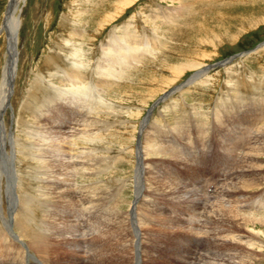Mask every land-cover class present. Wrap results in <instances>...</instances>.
<instances>
[{"label": "rangeland", "instance_id": "obj_1", "mask_svg": "<svg viewBox=\"0 0 264 264\" xmlns=\"http://www.w3.org/2000/svg\"><path fill=\"white\" fill-rule=\"evenodd\" d=\"M117 1L118 0H24L23 2H21L20 8L18 7L17 9L16 14L18 18H20V25L17 31L16 48L18 51V59L14 76L15 79L13 80L14 83L12 86V95L10 94L7 100L6 107L4 109V113L0 117L2 122L0 131L3 132H0V150L2 149V152L6 147L7 152L9 150L11 151L8 152V155H10L9 157L7 156L1 159L2 161H0V172H2V174L0 173V250L2 248L4 250H1V252L3 253L0 252L1 258L6 259V250L10 252L12 249L14 252L11 251L10 253H16L18 249H21L19 248L20 246L23 247L21 251H23L24 247L27 248V246H29V242L27 241L30 240V238L28 237H30V234H32L35 230L39 231V228L45 233L47 232V236H53L51 240L55 239L56 241H61L64 235L62 234L61 238H56L54 231L52 230L56 227L59 228V218L62 217L64 208L60 202H57V205L53 202L54 200H56V194L53 193L54 191L52 188L48 187L49 181H51L55 177H57L55 179L64 177L66 178L64 180H67L68 183L70 181V186L75 187V190L78 189L76 193H79V189L80 191L84 190L85 193H88L89 195H93L96 192L98 195L95 194V196L102 198L100 199V205L96 206V219L99 221H91L92 214L89 209H87L85 212H79L78 209L72 212H69L70 210L66 211V213H69L66 215L72 216V219L75 218L76 213V216L87 222L86 227L78 228L77 232H75L76 234L73 239V248L77 251L76 254L74 252L72 254H67L68 258L69 255L75 254L74 259L79 264H95V261L99 257V259L103 261L102 264H109L113 261L112 259L114 258L116 259V261H113L112 264H149L150 259H154L151 258L152 249H155L154 253L156 255V262H154V264H182L179 259L176 258L177 256L175 255L177 254V251H175L174 248L180 247V243H183L185 237H187L188 234H191V232L192 234L200 232L199 235H204L207 237V235L203 233V229L197 228L191 231V229H189L188 227H191L192 224L196 225L197 223H204L206 222V219L209 221V218L201 217L200 219H198L196 215L197 212L195 210H191L190 207H188L189 205H187L186 201L189 202V200L185 198L187 196L196 195L195 197L202 198V200L207 202L209 205H211L210 203H214L217 205L221 199L216 194H213V186H211V184L215 180L219 181L220 183L222 182L224 184L223 186L225 187L227 185L228 188V186H236V183L239 182L240 178V181H243L244 178L248 180L250 177L251 179L255 177L256 179L262 178L258 187L250 190V192H239L234 194L232 193L230 198L228 199V202H230L229 204L231 205L233 204L232 206L234 207H241L243 204H245L244 207H241L242 210L250 213H256L258 214V216L264 215V150L263 153H261L260 157L256 160L259 166H257V164L255 163L254 165H256V168H253V170H251L250 172H246L239 178H230L233 174L237 176V174L239 175V173H241V171L236 172V169L234 171L233 168L237 167V165L235 166V160H230L232 158L229 159L230 162L227 168L225 165H222V168L225 172L222 171V168L219 166V164L213 163L214 160H217L220 152H222V149L225 147V145L228 144L227 139H236L240 135L237 128L239 124L237 123L236 126L231 122V120L235 116L238 117V114L244 115L245 113H247V116H251V118L255 119V122L258 123V125L261 126L264 124V121L262 124L261 120H259V117L264 114V0H132L125 7L123 13L122 10H120L122 14L120 13L117 15H113L116 8L114 5L117 3ZM8 4L9 0H0V100L3 72L7 61V52L9 49V34H7L5 30L2 29V26L4 27L6 24L5 13L7 12ZM77 11H79L80 13ZM163 11H165L166 14L168 12H172V17H170L171 19H165L161 16L158 17L157 20L153 19L152 15H161ZM107 13L109 15L112 13L110 17L113 16V19H108V21L102 22V25L104 27L102 26L103 28L97 29L99 28L97 25L98 21L102 20V17L107 16ZM69 21H72V23ZM75 24L76 26H79V30L81 29L85 32H83L86 36L85 38L89 37V39L91 40L89 43H84V38L75 39L76 41H79L76 42L74 40V42H69L70 44L68 43L67 46L71 50L74 45L75 49L79 48L80 50H78L80 51L81 57L77 58V63L80 64V61H83L84 63L82 64L88 65V69L84 70V65L80 64V68L83 67V74L81 75L85 77L84 81L86 85H88L92 80V84L95 87L92 86L93 88L91 87V89H83V92H85L86 95L83 94V92L82 94L86 97L87 95H89V101L91 100V103H94V101H96L95 104H92V113L90 114H92L93 118H95L94 122H98L97 126L93 128L91 132L100 131V134L99 132H97L93 135L94 139L96 140L93 139L94 141H89L87 145L81 144L83 143V141L81 143H77V145H74L75 149L81 157L83 156V149H86L87 151H90L92 153H98L91 159L85 158L86 162H84V164L82 165L76 164L74 159L79 162L81 158L77 159L74 156V151H70V153L68 151V147L70 146V141L72 142L73 139V143L76 139L80 142V136H83L84 134L81 132L75 136L66 135L70 134L68 133L70 129H67V122H71L70 119L75 116L76 109L72 110L73 112L71 111L72 114H70L68 111V105L62 100H56L53 104L46 103L45 108H41L40 110H38L42 113H35L37 111V107L32 105L33 102L37 103L39 99L41 100L43 94L45 93L46 87L45 84H43V86L42 83L38 80L39 78L35 79L36 77L42 78L50 87L54 86L57 90L67 89L65 85L58 83V77L52 79H55L54 82L50 81L48 78V73H58L60 76L58 74L56 76L62 78L63 76L60 73L63 72V67L64 69H67L70 65H72L71 56L69 55L70 50H68L67 48L66 50H64L63 47L67 44V37L70 38L68 36V34L71 32L70 26H75ZM127 26L132 27H129L128 30L133 34H144V37L149 36L148 38L150 40H158L156 48L150 49V53H145L142 60L136 62L128 69H126L127 71L125 72V75L118 77L119 79L116 78L114 80H111V82L107 81L106 83V80L104 78H100V71H95L94 73L96 74L93 73L94 78L91 77V70L93 66H96L99 61L103 60V53L101 51L103 46L102 44H104L108 40L112 33H116V35L118 34L117 36L123 35V28H126ZM71 43L75 44L72 45ZM262 43V47L257 49V51H254L244 57L240 55V52L251 49L255 47V45H259ZM58 44H60L62 47ZM62 53L65 54V56ZM231 57L233 59H231L229 63H226ZM50 60L54 61L51 62ZM50 62L54 66H52ZM192 62L200 64V68L188 69L187 71H185L184 75H182L181 79H177L170 69L171 66H182ZM89 65H92L90 68L91 70H89ZM56 68H58V70ZM204 68L206 69L202 74H200V76H197L195 74L197 73V71H202L200 69ZM195 77L197 80L195 79ZM99 79H101V81L105 80V83H100ZM47 80H49L50 82ZM167 80H170L171 82L169 81V83H167ZM160 89L164 90L161 92ZM59 90L57 91V93H59ZM147 90L149 91L148 93L146 92ZM153 95H155V97ZM167 102L171 105H166L168 104ZM56 105H60L59 107L61 108L58 109L60 113L64 108L66 109L64 110V115H62L63 117H65L64 120L61 116L58 117L59 115H56L58 111H56L55 109L53 110V107H55ZM106 105H116L114 106L116 108V110H114L115 112L113 111L109 113L111 110L107 109ZM121 108L124 110H121ZM119 111H121L122 113ZM136 111L138 112V115ZM133 112H135L136 114ZM85 113V111H82L80 113L82 115H80V121H76V127H78L79 122L82 124L77 130L84 131L86 126H88V123H86L83 127L82 123L84 118L87 117V114ZM139 113L141 115H139ZM43 114L45 115V117H41L43 116ZM97 115L99 116L96 117ZM156 120L161 123L160 124L157 122L159 127L155 126ZM55 121L60 124L63 123L62 127H64L63 130H59V140L64 137L62 139L64 140V146L69 142L64 149V151L67 150L66 152L68 154L70 153L69 157L66 159L67 161L69 159L71 161V165L67 166L68 168L65 166H59L60 164L58 165L56 161H47V163L45 164L43 162V159L39 160L37 156H35V153L31 154V156H27V153L24 152L23 145H33L31 142V140H33L31 139L32 132L31 130H29L32 129V127L29 126H33L35 130L34 133H38V138H43L42 143L40 141V144H37L39 148L43 149L42 152L44 153L42 154V157L43 155H45V157L49 159V155L51 154L49 151L51 150L50 148H53L52 145L55 144L54 140L57 135V132H55L56 130L51 129L52 124ZM39 122L42 123V127H38ZM200 124L201 126H199ZM26 126H28L29 128ZM71 127L75 128V125L72 124ZM160 127L164 129L163 130L161 128L162 132L160 130ZM253 128H255V130L251 128V132L253 135H255V139L259 127L257 126ZM165 130H167L166 133L169 132L171 134H166ZM218 130H220L221 132ZM224 131L226 132L224 133ZM146 132L148 135L146 134ZM162 133H164L165 135ZM178 133L180 136L178 135ZM218 133L220 134L218 135ZM259 135L260 133L258 134V136ZM4 136L6 139L4 138ZM226 136L229 137L227 138ZM155 137L156 139L154 141H157L159 143L156 142L157 148H153L154 150L152 152V156V154L149 153L151 151H149L150 147L148 146L151 145L150 143H153L152 140ZM260 137H262V135ZM144 139L146 140V142H144ZM254 139L252 142L253 144L255 142ZM16 141H18L17 143L20 144L17 145L15 143ZM21 143H23V145H21ZM147 143L149 145H147ZM143 144H145L146 146ZM163 145L164 147H161ZM87 146H90L92 148H88ZM96 149H98L99 151H97ZM21 151L23 154H21ZM163 153L164 155L162 156L161 154ZM96 156L98 157V159H101L104 156L103 159H105L107 162L109 160L111 163L104 162L103 164H101L102 166L100 165V168L102 169L98 170L99 166H97V163L94 162ZM231 156L232 154L229 157ZM153 157L154 159H152ZM156 157L158 159H156ZM111 160H113L114 162L112 163ZM159 162L161 166H159ZM147 165L153 168L149 167V169L147 168ZM205 165H208V168ZM136 166H138V168ZM61 167L63 170L61 169ZM104 167H106L105 169L107 170H104ZM92 170L95 171L91 172ZM232 170L233 172H231ZM32 173H34V176H32ZM44 173L46 174V176H44ZM17 175H19L20 178ZM49 175L51 176V178ZM30 176L32 177L30 178ZM146 176L148 177V179ZM26 177L30 180L26 179ZM208 179H210V181ZM47 180L48 183H46ZM152 180L154 183L152 182ZM161 180L164 182L168 181L169 183L175 185H181L179 187L181 192L177 191L175 194H171L170 191L173 189H169L164 186L162 187ZM173 180L175 181L174 183ZM235 180H237L238 182H235ZM180 181H182V183ZM31 182L33 183L31 184ZM101 182L104 184H102ZM147 182L150 186L147 185ZM14 183L16 184V186ZM98 186H101L103 188H98ZM147 186L150 188H148ZM118 187L121 188L119 189ZM30 189L33 192H30ZM147 190L149 191V193ZM106 191L107 193H112L114 197L110 194L107 195ZM21 192L22 194H20ZM28 192L32 195L35 194L34 196H32L34 199L28 198ZM7 193L10 195L8 196ZM44 193L46 195L45 197H42ZM181 194H184V197ZM220 194L222 195V193ZM241 194L244 196L242 197ZM213 195L215 196L214 198ZM231 197H234L233 201ZM106 198L111 199L107 200ZM114 198H117V201L114 200ZM162 198L163 200H161ZM23 199H25L26 202H24ZM39 199H42L43 201H40ZM103 200H105V202ZM174 200L175 202H173ZM127 202L131 204H128ZM113 203L116 205H114ZM35 204L37 206H35ZM251 204L254 205V208ZM111 205L113 207H111ZM103 208L105 209L103 211H100V209ZM105 210L106 213L104 212ZM110 211H112V213L114 214L110 213ZM123 212L124 214H121ZM194 213L196 214L193 215ZM27 214L30 215V221L27 220V225H29L27 226L28 229L27 227H22L26 228V230L21 229V225L17 224L20 223L21 220L26 219ZM120 214L124 217H122ZM98 215H100L102 218L104 215L106 221L104 218H99L100 216ZM4 216H6L7 218L5 219ZM112 216L115 219L111 218ZM117 216H120L122 218L120 219V217L118 218ZM32 219L34 220L35 224L33 223ZM163 220L165 221L163 222ZM115 221H118V223L121 221V223L118 224ZM56 222L57 224H53ZM82 222L83 221H81V223ZM98 222H100V224ZM31 223L32 225H30ZM162 223H164L167 228L163 227ZM91 224H93V226H91ZM150 226L151 228L149 229ZM209 227L210 228H208L207 230L211 231L212 228L211 226ZM103 228L106 229L103 230ZM164 228H166V230ZM180 228L182 230H180ZM225 228L227 227L225 226ZM20 230L22 231V234L25 231L26 233L24 235H21ZM254 230L256 232L249 231V233L247 231L245 233L252 235V237H254L256 241H260V238L263 241L264 235L259 232L260 230L264 232V228L259 225H255ZM231 231L235 232L236 230ZM98 232H100L102 236H100V233L98 234ZM153 233L155 235H153ZM3 235L4 237H10L4 239ZM255 235L256 237L258 236L259 239L256 238ZM114 237H116V239ZM145 237L147 239H145ZM144 240L145 242H147L145 243ZM5 241H7L8 245L4 244ZM151 241L152 244L150 243ZM120 245H122L123 247H121ZM125 245L126 247H124ZM6 246H8L9 248H7ZM102 246L103 249L100 248ZM70 247L71 246L69 245V248ZM63 248L67 250V247H64V245ZM124 248L127 249V251ZM118 250L127 252L129 256L127 257V253L123 254L121 252H118ZM128 250L130 251V253ZM178 250L184 251L185 246L181 247V249L179 248ZM262 250L264 249L260 250V248H258V245H255L254 259H258L260 257L263 258L261 262L257 261L256 264H264V252H262ZM138 251L141 253V256L138 255ZM149 252L150 256L147 254ZM31 253L36 258L39 257L37 256L35 251L32 250ZM120 253L123 256H120ZM12 254H10L9 256H11V258H15L16 255ZM115 254L118 255L116 256ZM231 254V249L225 252L227 258L231 257ZM119 256L121 259L118 258ZM64 259L66 260L65 257ZM123 260L127 263H124ZM30 261L31 263H34L35 259L31 258Z\"/></svg>", "mask_w": 264, "mask_h": 264}, {"label": "bare ground", "instance_id": "obj_2", "mask_svg": "<svg viewBox=\"0 0 264 264\" xmlns=\"http://www.w3.org/2000/svg\"><path fill=\"white\" fill-rule=\"evenodd\" d=\"M24 0H9V4H8V6H7V12L5 13V18H6V24H5V26L3 27L2 26V29L3 30H5V32L7 33V34H9V36H8V39H9V49H8V52H7V61H6V64H5V67H4V72H3V80H2V88H1V100H0V117H1V115H3V113H4V109H5V107H6V104H7V100H8V98H9V96H10V94H11V92H12V86H13V80L15 79L14 78V76H15V72H16V63H17V57H18V55H17V48H16V46H17V31H18V28H19V25H20V18H18V16H17V9H18V7L20 8V5H21V2H23ZM130 1H132V0H118L117 1V3L114 5L116 8H115V14L113 13V15H117V14H120L121 13V11L120 10H122V13L124 12L123 10L125 9V7L130 3ZM77 12H79V11H77ZM113 12V11H112ZM158 12V11H157ZM74 13V12H73ZM80 13V12H79ZM121 13V14H122ZM160 13V12H159ZM108 14V13H107ZM112 14V13H111ZM110 14V15H111ZM161 14V13H160ZM81 15V14H80ZM110 15L108 14L107 16H104V17H102L103 19L102 20H100V21H98V23H97V25H98V27L99 28H97V29H100V28H103L104 26L102 25V22H105V21H108V19H113V16L112 17H110ZM97 16V15H96ZM164 17L165 19L166 18H169V19H171L170 17H172V12H168L167 14H166V12L165 11H163V13L161 14V15H157V16H155V15H152V17H153V19L155 20H157L158 19V17ZM83 18V17H82ZM71 19V18H70ZM151 19V18H150ZM160 19V18H159ZM112 21V20H111ZM5 22V21H4ZM4 22H3V25H4ZM68 22V21H67ZM69 22H71L72 23V21H69ZM78 23V22H77ZM109 23H110V21H109ZM105 24V23H104ZM66 26V25H65ZM103 26V27H102ZM68 27V26H67ZM129 27H131V26H127L126 28H123L124 29V33H123V35H121V36H117L116 35V33H112L111 35H110V33H109V35H110V37L108 38V40L104 43V44H102L103 46H102V49H101V51H102V53H103V60L102 61H99L98 62V64L96 65V66H93V68H92V70L90 69L91 68V66L92 65H89L90 67H89V70H91V72H92V76L91 77H93L94 78V74H96V73H94L95 71H100L99 73V76H100V78H104L105 80H106V83H107V81L108 82H111V80H114V79H116V78H118V77H120V76H124L125 75V72L127 71L126 69H128L131 65H133V64H135L136 62H138V61H140V60H142V58L144 57V55H145V53H150L149 51H150V49H154V48H156V45L158 44V40L157 41H153V40H150L148 37H144V34L143 35H141V34H133V33H131V32H129V30H128V28ZM150 27V26H149ZM70 28H71V32L68 34V36L70 37V38H68L67 37V40H66V45L63 47L64 48V50H66V48L68 49V50H70V56H71V60H72V62H71V64L72 65H70L68 68H69V70H68V68L67 69H64V67H63V72L62 73H60V74H62V78H60L59 76V74L58 73H54V74H49L48 73V75H49V77L48 76H46V77H48L49 78V80L50 81H55V79L54 80H52L53 78H56V77H58V83H61V84H63V85H65L66 87H67V89L66 90H59V93H57V89H56V87H54L53 85V87H50L42 78H40V77H36L35 79H37V78H39L38 80L42 83V85L43 84H45L46 85V87H45V93L43 94V96H42V98H41V102L38 100V102L36 103V102H33V104L32 105H34L35 107H37L36 108V112L35 113H37V112H39V113H42L41 111H38V110H40L41 108H45V105H46V103H54L56 100H62V101H64V102H66V104L68 105V107H69V113L70 114H72L71 113V111L72 110H75L76 109V114H75V116L74 117H72L71 119H70V121L71 122H67V129H70L69 131H71V132H69L68 131V133H70V134H66V135H68V136H75V135H78L79 133H83L84 135L83 136H80V142L76 139L75 140V142L73 143V141H74V139H73V141L71 142L70 141V146L68 147V151L70 152H72V151H74L73 153H74V156L77 158V159H80L81 158V160H79V162H77V160H75L74 159V161L76 162V164L77 165H82V164H84V162H86V159L85 158H88V159H91L92 157H95V155L96 154H98V153H92V152H90V151H87L86 149H83V151H82V157L78 154V152H77V150L75 149V146L74 145H77V143H81L82 141H83V143H81V144H84V145H87L88 143H89V141H94V140H96V139H94V134H96L97 132H99V134H100V131H97V132H91V130H93V128H95L96 126H97V122L98 121H96V122H94V120H95V118H93V115L92 114H90V113H92L91 112V108H92V104H95V102L96 101H94V103L92 102L91 103V100L89 101V95H87V97L86 96H84L83 94H85V92H83L84 90L83 89H86V88H89V89H91V87L92 86H94L93 84H92V80H91V82H89V84L88 85H86L85 84V81H84V76L83 75H81V74H83L82 73V68L84 67V70L85 69H88V65H84V64H82V63H84L83 61H80V59H79V61H80V64L81 65H84L83 67H81L80 68V64H78L77 62V58L78 57H81V54H80V49L78 50V49H75L74 47H75V43L76 42H78V41H76L75 39H83L84 38V43H89L90 42V40L91 39H89V37L88 38H85L86 36H85V32L84 31H82L81 29V31L79 30V26H76V24H75V26H73V25H71L70 26ZM132 28V27H131ZM153 29V28H152ZM151 29V30H152ZM84 32V33H83ZM114 32V31H113ZM121 33V32H120ZM61 38V37H60ZM151 38V37H150ZM146 39V40H145ZM153 39V38H152ZM74 40L76 41L74 44H72V45H74L73 46V48H72V50L71 49H69V47L67 46L68 45V43L69 42H74ZM63 43V42H62ZM61 44V43H60ZM60 44H58V45H60ZM70 44V43H69ZM61 46V45H60ZM101 46V45H100ZM62 47V46H61ZM83 47V46H82ZM77 48V47H76ZM60 49V48H59ZM58 49V50H59ZM63 50V51H64ZM154 51H156V50H154ZM62 52V51H61ZM60 52V53H61ZM65 52V51H64ZM53 53V52H52ZM67 53V52H66ZM102 53H100V54H102ZM63 54V53H62ZM61 55V54H60ZM64 56H65V54H63ZM68 55V56H69ZM84 55V54H83ZM57 56V55H56ZM69 56V57H70ZM86 56V55H85ZM68 57V58H69ZM62 58V57H61ZM49 59V58H48ZM57 59V58H56ZM58 59H59V57H58ZM63 59V58H62ZM48 61V60H47ZM51 62L52 61H54V60H50ZM65 61V60H64ZM50 62V63H51ZM47 64V63H46ZM68 64V63H67ZM87 64V63H86ZM90 64V63H89ZM50 65V64H49ZM51 65H52V63H51ZM65 65V64H64ZM52 66H54V65H52ZM200 64H197L196 62H192V63H189V64H186V65H182V66H171L170 67V69H171V71H172V73L175 75V77L177 78V79H181V77H182V75H184V73H185V71H187L188 69H190V68H200ZM205 67V66H204ZM57 70H58V68H56ZM205 69L206 68H204V69H200V70H202V71H197V73H195L197 76H200V74H202L204 71H205ZM68 70V71H67ZM88 70V71H89ZM94 73V74H93ZM59 75V76H56V75ZM89 74V73H88ZM87 74V75H88ZM193 74V73H192ZM38 75V74H37ZM99 78V77H98ZM173 78V77H172ZM198 78V77H197ZM119 79V78H118ZM192 79V78H191ZM195 79H196V77H195ZM49 80H47V81H49ZM96 80V79H95ZM104 80V81H105ZM165 80V79H164ZM171 80V79H170ZM169 80V81H170ZM197 80V79H196ZM49 81V82H50ZM99 81H100V83H105L104 81H101V79H99ZM169 81L167 80V83H169ZM173 81V80H172ZM52 82V83H53ZM171 82V81H170ZM181 82V81H180ZM183 82V81H182ZM186 82H187V80H186ZM175 83V82H174ZM35 84H38V83H35ZM172 84V83H171ZM40 85V84H39ZM164 85V84H163ZM44 86V85H43ZM99 86V85H98ZM165 86V85H164ZM167 86V85H166ZM171 86V85H170ZM185 86V85H184ZM95 87V86H94ZM159 87V86H158ZM158 87H157V89H158ZM169 87V86H168ZM189 87V86H188ZM38 88V87H37ZM93 88V87H92ZM173 88V87H172ZM165 89V88H164ZM163 89V90H164ZM174 89V88H173ZM153 90H156V89H153ZM161 90V89H160ZM159 90V91H160ZM163 90H161V92L163 91ZM172 90V89H171ZM179 90V89H178ZM43 91V90H42ZM86 91V90H85ZM180 91H183V90H180ZM82 92H83V94H82ZM89 92V91H88ZM147 93L149 92L148 90L146 91ZM43 93V92H42ZM90 93V92H89ZM166 93V92H165ZM93 94V93H92ZM91 94V95H92ZM12 95V94H11ZM86 95V94H85ZM148 95V94H147ZM160 95V94H159ZM94 96V95H93ZM96 96V95H95ZM143 96H145V95H143ZM154 97H155V95H153ZM161 96V95H160ZM163 96V95H162ZM148 97V96H147ZM153 97V98H154ZM142 98V97H141ZM160 98V97H159ZM166 98V97H165ZM144 99V98H143ZM35 100V99H34ZM145 100V99H144ZM158 100V99H157ZM36 101V100H35ZM169 101V100H168ZM230 101V100H229ZM228 101V102H229ZM145 102V101H144ZM147 102V101H146ZM170 102V101H169ZM253 102V101H252ZM9 103V102H8ZM108 103V102H107ZM168 103V102H167ZM26 104H27V102H26ZM97 104V103H96ZM121 104V103H120ZM146 104V103H145ZM169 104L170 103H168V104H166V105H168L169 106ZM61 105H63V104H61ZM70 105V106H69ZM105 105V104H104ZM171 105V104H170ZM27 106V105H26ZM25 106V107H26ZM60 105H56L55 107H53V110L55 109L56 111H58V109L59 108H61V107H59ZM114 106H116V105H114ZM114 106H111V105H106V107H107V109H109V110H111L109 113H111V112H113L114 110H116V108L114 107ZM129 106V105H128ZM138 106V105H137ZM168 106H166V107H168ZM258 106H260V105H258ZM25 107H23V108H25ZM74 107V108H73ZM87 107V108H86ZM105 107V108H106ZM119 107V106H118ZM32 108V107H31ZM30 108V109H31ZM131 108V107H130ZM261 108V107H260ZM25 109H27V108H25ZM33 109V108H32ZM101 109V108H100ZM119 109V108H118ZM194 109V108H193ZM64 110H66L65 108L62 110V112L60 113L59 111L57 112V114L56 115H59L58 117H62L63 118V120H64V118L65 117H63L62 115H64ZM121 110H124V109H122L121 108ZM82 111H85L86 113L85 114H87V117L86 118H84V120L82 121V123H83V127H84V125L86 124V123H88V126H86V128H85V130L83 131V130H77L78 128H79V126H81L82 124L79 122V124H78V127H76V121H80V113L82 112ZM218 111V110H217ZM73 112V111H72ZM115 112V111H114ZM119 112H121V111H119ZM137 112V111H136ZM142 112V111H141ZM248 112V111H247ZM118 113V112H117ZM122 113V112H121ZM133 113H135V112H133ZM132 113V114H133ZM198 113V112H197ZM196 113V114H197ZM217 113V112H216ZM221 113V112H220ZM46 114V113H45ZM132 114H131V116H132ZM136 114V113H135ZM201 114V113H200ZM96 115V114H95ZM107 115V114H106ZM137 115H138V112H137ZM136 115V116H137ZM139 115H141L140 113H139ZM198 115V114H197ZM214 115H215V113H214ZM220 115V114H219ZM234 115V114H233ZM254 115V114H253ZM82 116V115H81ZM99 115H97L96 117H98ZM111 116V115H110ZM134 116V115H133ZM144 116V115H143ZM194 116V115H193ZM196 116V115H195ZM235 116V115H234ZM258 116V115H257ZM41 117H45V115L43 114V116H41ZM92 117V118H91ZM181 117V116H180ZM184 117V116H183ZM218 117V116H217ZM225 117V116H224ZM229 117V116H228ZM36 118V117H35ZM115 118H116V116H115ZM132 118V117H131ZM176 118V117H175ZM223 118V117H222ZM97 119V118H96ZM100 119H102V118H100ZM107 119H109V118H107ZM121 119V118H120ZM32 120V119H31ZM113 120H114V118H113ZM116 120V119H115ZM140 120V119H139ZM176 120H178V119H176ZM182 120V119H181ZM259 120H261V123L263 124V121H264V114H262V116L261 117H259ZM37 121V120H36ZM106 121V120H105ZM117 121V120H116ZM146 121V120H145ZM169 121V120H168ZM220 121V120H219ZM258 121V120H257ZM25 122V121H24ZM94 122V123H93ZM107 122V121H106ZM157 122L158 123H160L158 120H156V124H157ZM181 122V121H180ZM209 122V121H208ZM224 122V121H223ZM223 122H221V123H223ZM231 122L234 124V125H236L237 126V123L239 124V126H237V128H238V131H239V133H240V135H239V137L238 138H236V139H232V138H229V139H227V145H225V147L222 149V152H220V155H219V157L217 158V160H214V162H213V160H212V162L215 164H219V166L222 168V165H225L226 166V168H227V166L229 165V162H230V160H235L234 161V163H236L235 164V166L237 165V167H235V168H233L234 169V171H235V169H236V172H239V171H241V173H239V175L237 174V176H235L234 174L230 177V178H232V177H236V178H239V177H241L242 175H244L246 172H250L251 170H253V168H256V165H254L255 163L257 164V162H256V160H257V158H259L260 157V155H261V153H263V150H264V145H262V144H264V124L263 125H258V123H256L255 122V119H253V118H251V116H247V113H245L244 115H239L238 114V117L237 116H235L232 120H231ZM1 118H0V126H1ZM22 123V122H21ZM26 123V122H25ZM70 123V124H69ZM113 123H116V122H113ZM142 123V122H141ZM150 123V122H149ZM154 123H155V121H154ZM206 123V122H205ZM226 123V122H225ZM224 123V124H225ZM260 123V122H259ZM62 124L63 123H57V121H55L53 124H52V130H56L55 132H57V135H56V138H55V140H54V145H52V147L53 148H50L51 150L49 151L51 154L49 155V159L48 158H46L45 157V155H43V157H42V154L44 153V152H42L43 151V149L42 148H39V146H37V144H40V141H41V143H42V139L41 138H38V133L37 134H35L34 133V127L33 126H29V127H32V129H29V130H31V132H32V138L31 139H33V140H31V142H32V144L33 145H31V144H27V146H25V145H23V143H21V145H23V147H24V152L25 153H27V156H31V154H33V153H35V156H37V158L39 159V160H42L43 159V162L46 164L47 163V161L48 162H55L56 161V163L59 165V166H65V167H67L68 165H71V161H70V159L67 161L66 159L69 157V154L71 153H67L66 151H64V149H65V146H67V144L64 146L63 145V142H64V140H62L64 137H62V139L61 140H59V138H58V133L60 132L59 130L61 129V130H63L64 129V127H62ZM72 124H74L75 125V128H73V127H71L72 126ZM106 124V123H105ZM108 124H109V122H108ZM143 124V123H142ZM155 124V126H158V124L156 125ZM161 124V123H160ZM159 124V125H160ZM166 124H168V123H166ZM201 124H204V123H201ZM201 124L199 125V126H201ZM207 124V123H206ZM215 124V123H214ZM219 124V123H218ZM229 124V123H228ZM42 125V123H38V127H42L41 126ZM148 125V124H147ZM179 125V124H178ZM216 125V124H215ZM221 125V124H220ZM145 126H146V124H145ZM165 126V125H164ZM204 126V125H203ZM207 126V125H206ZM231 126V125H230ZM259 127L258 128V130H257V133H256V138L254 139V136L255 135H253L252 134V132H251V128L253 129V130H255V128H253V127ZM19 127V126H18ZM26 127H28V126H26ZM28 127V128H29ZM99 127V126H98ZM102 127V126H101ZM159 127V126H158ZM158 127H157V129H158ZM169 127H170V125H169ZM218 127H219V125H218ZM221 127V126H220ZM71 128H72V130H71ZM104 128H105V125H104ZM136 128V127H135ZM134 128V129H135ZM153 128H155V127H153ZM161 128L162 127H160V130H161ZM178 128V127H177ZM199 128V127H198ZM228 128V127H227ZM233 128V127H232ZM235 128V127H234ZM163 129V128H162ZM182 129V128H181ZM220 129V128H219ZM26 130V129H25ZM73 130H75V131H73ZM164 130V129H163ZM168 130V129H167ZM167 130H165V133H166V131ZM176 130H178V129H176ZM235 130V129H234ZM237 130V129H236ZM39 131V130H38ZM149 131V130H148ZM147 131V132H148ZM158 131V130H157ZM211 131V130H210ZM218 131H220V130H218ZM231 131H232V129H231ZM1 132V131H0ZM27 132V131H26ZM145 132V131H144ZM147 132H146V134H147ZM161 132H162V130H161ZM164 132V131H163ZM171 132V131H170ZM221 132V131H220ZM226 131H224V133H225ZM254 132V131H253ZM1 133H3V132H1ZM5 133V132H4ZM75 133V134H74ZM160 133V132H159ZM169 133V132H168ZM168 133H166V134H168ZM174 133V132H173ZM177 133V132H176ZM181 133V132H180ZM238 133V134H239ZM260 133V135L258 136V134ZM43 134V133H42ZM149 134H152V133H149ZM154 134H155V132H154ZM154 134H153V136H154ZM162 134H164V133H162ZM169 134H171V133H169ZM220 133H218V135H219ZM228 134H229V132H228ZM148 135V134H147ZM165 135V134H164ZM174 135V134H173ZM178 135H179V133H178ZM233 135V134H232ZM262 135V137H260ZM13 136V135H12ZM48 136V135H47ZM101 136H102V134H101ZM157 136V135H156ZM163 136V135H162ZM180 136V135H179ZM110 137V136H109ZM150 137V136H149ZM227 137V136H226ZM229 137V136H228ZM227 137V138H228ZM4 138H5V136H4ZM66 138V137H65ZM100 138V137H99ZM147 138H148V136H147ZM6 139V138H5ZM28 139V138H27ZM35 139V140H34ZM67 139H68V137H67ZM84 139V140H83ZM94 139V140H93ZM105 139V138H104ZM156 139V137L152 140L153 141V143H150V142H148V143H150L151 145H149L148 143H147V145H149L148 147H150V149H149V151H151V152H149V153H151L152 154V152H153V148H157V146H156V144L157 143H159V142H157V141H154ZM223 139V138H222ZM253 139L255 140V142H254V144L252 143L253 142ZM4 140V139H3ZM10 140V139H9ZM29 140V139H28ZM103 140V139H102ZM145 140V139H144ZM148 140H149V138H148ZM151 140V139H150ZM158 140V139H157ZM206 140V139H205ZM15 141V140H14ZM19 141V140H18ZM18 141H16L15 143L18 145V144H20V143H17ZM24 141H27V140H24ZM50 141V140H49ZM151 141V142H152ZM207 141V140H206ZM11 142V141H10ZM21 142V141H20ZM30 142V141H29ZM141 142V141H140ZM140 142H138V143H140ZM144 142H146V140L144 141ZM157 142V143H156ZM207 142H209V141H207ZM5 143V142H4ZM9 143V142H8ZM71 143H73V144H71ZM128 143V142H127ZM191 143V142H190ZM210 143V142H209ZM3 144V143H2ZM11 144V143H10ZM13 144H14V142H13ZM211 144V143H210ZM91 145H93V144H91ZM116 145V144H115ZM143 145H145V144H143ZM160 145V144H159ZM205 145V144H204ZM2 146V145H1ZM12 146V145H11ZM16 146V145H15ZM82 146V145H81ZM135 146V145H134ZM140 146H141V144H140ZM146 146V145H145ZM217 146V145H216ZM220 146V145H219ZM4 147V146H3ZM88 148H92V147H90V146H87ZM161 147H164V145L163 146H161ZM15 148V147H14ZM19 149H21V148H19ZM103 149V148H102ZM145 149H146V147H145ZM148 149V148H147ZM204 149V148H203ZM2 150V149H1ZM1 150H0V152H1ZM15 150V149H14ZM13 150V151H14ZM94 150H95V148H94ZM97 151H99L98 149H96ZM156 150V149H155ZM36 151V152H35ZM79 151H81V150H79ZM105 151V150H104ZM107 151H109V150H107ZM157 151V150H156ZM8 152H11L10 150L8 151ZM8 152H7V150H6V147L4 148V150L0 153V161H2L1 159H3V158H5V157H9L10 155H8ZM160 152V151H159ZM159 152H157V153H159ZM167 152V151H166ZM13 153V152H12ZM100 153H103V152H100ZM106 153V152H105ZM141 153H143V152H141ZM140 153V154H141ZM218 153H219V150H218ZM14 154V153H13ZM21 154H23L22 153V151H21ZM109 154V153H108ZM108 154H106V155H108ZM232 154V156L231 157H229L230 155ZM105 155V154H104ZM149 155V154H148ZM162 156L164 155V153L163 154H161ZM167 155V154H166ZM110 156V155H109ZM152 156H153V154H152ZM151 156V157H152ZM171 156V155H170ZM161 157V156H160ZM160 157H159V160H160ZM172 157V156H171ZM33 158V157H32ZM71 158V157H70ZM104 158V156L101 158V159H98V157L96 156V159L94 160V162L95 163H97V166H99V168H98V170L99 169H102V168H100V165L101 164H103L104 162L106 163L107 161L105 160V159H103ZM108 158V157H107ZM168 158V157H167ZM166 158V159H167ZM170 158V157H169ZM230 158H232V159H230ZM38 159H36V160H38ZM109 159V158H108ZM111 159V158H110ZM152 159H154V157L152 158ZM156 159H158L157 157H156ZM162 159V158H161ZM166 159H165V161H166ZM173 159V158H172ZM178 159V158H177ZM180 159V158H179ZM230 159V160H229ZM138 160V159H137ZM140 160V159H139ZM145 160V159H144ZM17 161V160H16ZM112 161V163L114 162L113 160H111ZM158 161V160H157ZM42 162V163H43ZM1 163V162H0ZM12 163V162H11ZM10 163V164H11ZM107 163H111L109 160H108V162ZM163 163V162H162ZM232 163V162H231ZM233 163V164H234ZM239 163V164H238ZM5 164V163H4ZM50 164H52V163H50ZM157 164V163H156ZM17 165V164H16ZM40 165V164H39ZM105 165H107V164H105ZM112 165V164H111ZM139 165V164H138ZM146 165V164H145ZM232 165V164H231ZM230 165V166H231ZM261 165V164H260ZM11 166V165H10ZM14 166V165H13ZM41 166V165H40ZM46 166V165H45ZM53 166V165H52ZM93 166V165H92ZM102 166V165H101ZM148 166V165H147ZM159 166H161L160 165V162H159ZM163 166V165H162ZM257 166H259L258 164H257ZM5 167V166H4ZM51 167V166H50ZM107 167V166H106ZM106 167H104V170H107V169H105ZM137 168H138V166H136ZM149 167H151V166H148L147 168H149ZM12 168V167H11ZM10 168V169H11ZM17 168V167H16ZM22 168V167H21ZM68 168V167H67ZM70 168H71V166H70ZM87 168V167H86ZM90 168H92V167H90ZM94 168V167H93ZM109 168V167H108ZM140 168V167H139ZM145 168V167H144ZM151 168H153V167H151ZM156 168V167H155ZM164 168V167H163ZM198 168V167H197ZM260 168V167H259ZM61 169H62V167H61ZM150 169V168H149ZM149 169H146V170H149ZM160 169V168H159ZM63 170V169H62ZM83 170V169H82ZM103 170V171H104ZM153 170V169H152ZM228 170V169H227ZM10 171V170H9ZM20 171V170H19ZM42 171V170H41ZM45 171V170H44ZM48 171V170H47ZM93 171H95V170H92L91 172H93ZM101 171V170H100ZM100 171H98V172H100ZM222 171L223 172H225L224 170H223V168H222ZM23 172V171H22ZM33 172V171H32ZM71 172V171H70ZM102 172V171H101ZM141 172V171H140ZM171 172V171H170ZM231 172H233V170L231 171ZM256 172V171H255ZM1 174H2V172H0ZM14 173V172H13ZM27 173V172H26ZM25 173V174H26ZM47 173V172H46ZM75 173V172H74ZM217 173V172H216ZM11 174V173H10ZM18 174H19V172H18ZM31 174V173H30ZM34 173H32V176H34L33 175ZM45 174V173H44ZM94 174V173H93ZM232 174V173H231ZM251 174V173H250ZM16 175V174H15ZM57 175V174H56ZM71 175V174H70ZM75 175V174H74ZM89 175V174H88ZM148 175V174H147ZM12 176V175H11ZM18 177H19V175H17ZM27 176V175H26ZM29 176V175H28ZM32 176H30V178L32 177ZM44 176H46V174L44 175ZM50 176V175H49ZM98 176V175H97ZM23 177V176H22ZM40 177V176H39ZM95 177H96V175H95ZM147 177V176H146ZM152 177H153V175H152ZM228 177V176H227ZM226 177V178H227ZM244 177V176H243ZM264 177V176H263ZM2 178V177H1ZM16 178V177H15ZM20 178V177H19ZM18 178V179H19ZM44 178H46V177H44ZM50 178H51V176H50ZM55 178H57V177H55ZM52 179L51 181H49V183H48V180H47V182L46 183H48L49 185H48V187L49 188H52L53 189V193H55L56 195H55V199L56 200H54L53 202L54 203H56V205H57V202H60L61 204H62V206L65 208V210H64V208H63V215H62V217L61 218H59V220H60V226H59V228L58 227H56L55 229H52L53 231H54V234H55V236H56V238L57 237H60L61 238V235L63 234L64 236H63V238L61 239V241L60 240H58V241H56L55 239H53V240H51L52 238H53V236H47L46 234H47V232L45 233L44 231H42V230H40V228H39V231H34L32 234H30V237H28V238H30V240L29 241H27V242H29L28 243V245L29 246H27V243H26V246H27V248L26 247H24V249H23V251H21V249L23 248V247H19V248H21L20 250L18 249H16L17 251H16V253H13L14 251L11 249V251H13L12 253L13 254H15L16 255V257L15 258H11V256H9L10 254H12V253H10L9 251H5V255H6V259L5 258H1L0 257V264H4V263H6V264H21V262H22V264H79L74 258H75V254H76V250H74V248H73V239H74V236H75V232H77V229L78 228H83V227H86V225H87V222L85 221V220H83V219H81V218H79L78 216H76V213H75V218L74 219H72V216H69V215H66V214H69V213H66V211H68V210H70L69 212H72V211H74V210H76V209H78V211L79 212H85L87 209H89V211H91V214H92V218H91V221H94V220H97L96 218H97V213H96V206H99L100 205V199H102V198H100V197H98V196H95V194H97L96 192L93 194V195H89L88 193H85V191L84 190H82V191H80V189H79V193H76L77 192V190H75V187H72V186H70V179L68 180L69 181V183L67 182V180H64V179H66V178H64V177H61L60 179ZM73 178V177H72ZM94 178V177H93ZM145 178V177H144ZM26 179H29V178H27L26 177ZM32 179H34V178H32ZM36 179H37V177H36ZM39 179V178H38ZM137 179V178H136ZM147 179H148V177H147ZM199 179V178H198ZM228 179V178H227ZM241 179V178H240ZM240 179H239V182L237 181V180H235V182H238V183H236L237 185L235 186H231V187H229L228 186V188H227V185H226V187L225 186H223L224 184L221 182H219V181H217V180H215L212 184H211V186H213V194H216L221 200L218 202V204L216 205V204H212V203H210L211 205H209L207 202H205V201H203L202 200V198H200V197H195V196H187L185 199H188L189 200V202L188 201H186L187 202V205H189L188 207H190V209L191 210H195L196 212H197V214L196 213H194L193 215H197V218L198 219H200L201 217L202 218H209V221L206 219V222H204V223H197L196 225H194V224H192V226L191 227H188L189 229H191V231L192 230H195V229H197V228H199V229H203V233L204 234H206L207 235V237L206 236H204V235H199L200 234V232H196V233H194V234H192V232H191V234H188L187 235V237H185V240L183 241V243H180V247H177V248H174V250L175 251H177L176 253V255L175 256H177L176 258H178L179 259V261L182 263V264H256V262L257 261H259V262H261L262 261V259L263 258H258V259H254V250H255V245H258V248H260V250L261 249H264V239H263V241L261 240V238L259 239V237L257 236L256 237V235H255V237L256 238H258L260 241H256L255 240V238L254 237H252V235H250V234H247V233H245V232H249V231H255L254 230V226L255 225H259V226H261V227H263L264 228V215L263 216H258V214H256V213H250V212H247V211H244V210H242V208L241 207H244V205L245 204H243L241 207H234V206H232L231 204H229L230 202H228V199L230 198V196H231V194L233 193H241V192H250V190H253V189H255L256 187H258L259 185H260V181L262 180V178L261 179H256V177L255 178H253V179H251V177L248 179V180H246L245 178H244V180L243 181H240ZM17 180V179H16ZM20 180H22V179H20ZM24 180H25V178H24ZM30 180V179H29ZM43 180V179H42ZM112 180V179H111ZM118 180V179H117ZM144 180V179H143ZM146 180V179H145ZM151 180V179H150ZM197 180V179H196ZM209 181H210V179H208ZM178 181V180H177ZM25 182V181H24ZM94 182V181H93ZM98 182V181H97ZM96 182V183H97ZM100 182V181H99ZM152 182H153V180H152ZM155 182H157V181H155ZM161 185H162V187L164 186V187H167V188H169V189H173V190H171L170 192H171V194H175L177 191H179V192H181V190L179 189V187L181 186V185H175V184H172V183H169L168 181L167 182H164V181H162L161 180ZM175 181L173 180V183H174ZM181 183H182V181H180ZM231 182V181H230ZM33 182H31V184H32ZM41 183V182H40ZM102 183V182H101ZM154 183V182H153ZM234 183V182H233ZM15 184V183H14ZM91 184V183H90ZM100 184V183H99ZM102 184H104V183H102ZM106 184V183H105ZM111 184V183H110ZM137 184V183H136ZM149 183L147 182V185H148ZM214 184V185H213ZM17 185H18V183H17ZM25 185V184H24ZM30 185V184H29ZM42 185V184H41ZM41 185H40V187H41ZM94 185V184H93ZM153 185V184H152ZM152 185H151V187H152ZM8 186H10V185H8ZM15 186H16V184H15ZM33 186V185H32ZM97 186V185H96ZM113 186V185H112ZM119 186V185H118ZM138 186V185H137ZM148 186H150V185H148ZM147 186V187H148ZM155 186V185H154ZM209 186V185H208ZM44 187V186H43ZM92 187V186H91ZM99 187H101V186H98V188ZM159 187V186H158ZM34 188V187H33ZM87 188V187H86ZM89 188V187H88ZM103 187H101V189H102ZM119 188V187H118ZM121 188V187H120ZM119 188V189H120ZM137 188V187H136ZM148 188H150V187H148ZM183 188V187H182ZM3 189H4V187H3ZM26 189V188H25ZM92 189V188H91ZM94 189H95V187H94ZM97 189V188H96ZM111 189V188H110ZM123 189V188H122ZM209 189V188H208ZM7 190V189H6ZM27 190V189H26ZM105 190V189H104ZM113 190V189H112ZM139 190V189H138ZM153 190V189H152ZM184 190H185V188H184ZM190 190V189H189ZM17 191V190H16ZM32 190L30 189V192H31ZM44 191V190H43ZM46 191H48V190H46ZM92 191V190H91ZM94 191H96V190H94ZM98 191H99V189H98ZM110 191V190H109ZM108 191V192H109ZM137 191V190H136ZM148 191V190H147ZM147 191H145V192H147ZM191 191V190H190ZM33 192V191H32ZM100 192H101V190H100ZM111 192V191H110ZM117 192V191H116ZM150 192H153V191H150ZM157 192V191H156ZM163 192V191H162ZM188 192V191H187ZM26 193H27V191H26ZM29 193V192H28ZM37 193V192H36ZM51 193V192H50ZM106 193H107V191H106ZM148 193H149V191H148ZM185 193V192H184ZM220 193H222V195L220 194ZM13 194V193H12ZM20 194H22V192L20 193ZM41 194V193H40ZM91 194H92V192H91ZM110 193H107V195H109ZM158 194V193H157ZM7 195L9 196L10 194H8L7 193ZM35 195V194H34ZM34 195H32V194H30L29 193V196H28V198H30V199H32L33 197L32 196H34ZM45 193L43 194V196L42 197H45ZM79 195V196H78ZM98 195V194H97ZM106 195V196H107ZM110 195H112V193L110 194ZM169 195V194H168ZM167 195V196H168ZM182 195V194H181ZM184 195V194H183ZM182 195V196H183ZM242 195V194H241ZM31 196V197H30ZM113 196V195H112ZM158 196V195H157ZM205 196V195H204ZM216 196V197H217ZM244 195H242V197H243ZM97 197V198H96ZM114 197V196H113ZM119 197V196H118ZM121 197V196H120ZM123 197V196H122ZM170 197V196H169ZM177 197V196H176ZM175 197V198H176ZM180 197V196H179ZM184 197V196H183ZM207 197V196H206ZM215 196L213 195V198H214ZM235 197V196H234ZM233 197V198H234ZM238 197V196H237ZM241 197V198H242ZM18 198V197H17ZM20 198H21V196H20ZM41 198V197H40ZM181 198V197H180ZM232 198V197H231ZM233 198H232V201H233ZM245 198V197H244ZM247 198V197H246ZM34 199V198H33ZM107 199V198H106ZM109 199H111V198H109ZM109 199H107V200H109ZM117 199V198H116ZM115 198H114V200H116ZM125 199V198H124ZM173 199V198H172ZM184 199V198H183ZM184 199V200H185ZM207 199H209V198H207ZM12 200V199H11ZM22 200V199H21ZM21 200H19V201H21ZM40 201L42 200V199H39ZM161 200H163V198L161 199ZM168 200V199H167ZM176 200V199H175ZM175 200L173 201V202H175ZM179 200H182V199H179ZM183 200V201H184ZM214 200V199H213ZM218 200V199H217ZM23 201L24 202H26L25 201V199H23ZM34 201V200H33ZM32 201V202H33ZM43 201V200H42ZM104 202H105V200H103ZM117 201V200H116ZM136 201V200H135ZM215 201V200H214ZM230 201V200H229ZM234 201H235V199H234ZM18 202V201H17ZM166 202H168V201H166ZM177 202V201H176ZM182 202V201H181ZM19 203V202H18ZM118 203V202H117ZM128 203V202H127ZM178 203V202H177ZM60 204V205H61ZM114 204V203H113ZM128 204H131V203H128ZM144 204V203H143ZM147 204V203H146ZM174 204V203H173ZM176 204V203H175ZM181 204V203H180ZM179 204V205H180ZM237 204V203H236ZM20 205H21V203H20ZM105 205H109V204H105ZM114 205H116V204H114ZM121 205V204H120ZM138 205V204H137ZM182 205V204H181ZM186 205V204H185ZM252 205V204H251ZM25 206V205H24ZM32 206H34V205H32ZM32 206H30V207H32ZM35 206H37L36 204H35ZM144 206V205H143ZM254 205H252V207H253ZM19 207H22V206H19ZM38 207H39V205H38ZM110 207V206H109ZM111 207H113L112 205H111ZM115 207V206H114ZM118 207V206H117ZM150 207V206H149ZM248 207V206H247ZM251 207V206H250ZM62 208V207H61ZM79 208H82V209H79ZM151 208V207H150ZM254 208V207H253ZM23 209V208H22ZM28 209V208H27ZM35 209V208H34ZM33 209V210H34ZM51 209V208H50ZM105 208H103V209H100V211H103ZM117 209V208H116ZM135 209V208H134ZM148 209V208H147ZM153 209V208H152ZM157 209V208H156ZM24 210V209H23ZM32 210V211H33ZM53 210V209H52ZM114 210V209H113ZM124 210V209H123ZM122 210V211H123ZM140 210V209H139ZM161 210V209H160ZM164 210V209H163ZM254 210V209H253ZM29 211V210H28ZM121 211V210H120ZM125 211V210H124ZM136 211V210H135ZM138 211V210H137ZM151 211V210H150ZM12 212V211H11ZM98 212V211H97ZM105 213H106V210L104 211ZM107 212H108V210H107ZM116 212V211H115ZM255 212V211H254ZM13 213V212H12ZM110 213H112V211H110ZM141 213V212H140ZM146 213V212H145ZM149 213H151V212H149ZM90 214V215H91ZM112 214H114V213H112ZM111 214V215H112ZM121 214H124V212L123 213H121ZM120 214V215H121ZM127 214V213H126ZM125 214V215H126ZM136 214V213H135ZM161 214V213H160ZM13 215V214H12ZM25 215V214H24ZM83 215V214H82ZM89 215V216H90ZM102 215V214H101ZM157 215H158V213H157ZM98 216H100V215H98ZM114 216V215H113ZM111 217V218H113V219H115L114 217ZM122 217H124L123 215H121ZM127 216V215H126ZM163 216H164V214H163ZM5 217V219L7 218L6 216H4ZM11 217V216H10ZM25 217V216H24ZM33 217H35V216H33ZM69 217V218H68ZM95 217V218H94ZM108 217H109V215H108ZM118 218L120 217V216H117ZM122 217H120V219L122 218ZM13 218V217H12ZM18 218V217H17ZM20 218V217H19ZM32 218V217H31ZM99 218H102L101 216L99 217ZM103 218H104V215H103ZM102 218V219H103ZM128 218V217H127ZM149 218V217H148ZM180 218V217H179ZM194 218V217H193ZM11 219V218H10ZM34 219V218H33ZM32 219V220H33ZM64 219H66V220H64ZM105 219V221H106V218H104ZM175 219V218H174ZM13 220V219H12ZM20 220V219H19ZM27 220L28 221H30V215L29 214H27V217H26V219H23V220H21L20 221V223H18L17 225H21V229H25L26 230V228H22V227H27V226H29V225H27ZM110 220V219H109ZM187 220V219H186ZM5 221V220H4ZM56 221V220H55ZM81 221H83L82 223H81ZM97 221H99V220H97ZM102 221V220H101ZM113 221V220H112ZM123 221H125V220H123ZM133 221V220H132ZM165 220H163V222H164ZM202 221V220H201ZM6 222V221H5ZM9 222V221H8ZM95 222V221H94ZM104 222V221H103ZM116 223H118V221H115ZM128 222V221H127ZM28 223H30V222H28ZM33 223L35 224V222H34V220H33ZM47 223V222H46ZM52 223V222H51ZM92 223V222H91ZM99 224H100V222H98ZM119 223H121V221L119 222ZM118 223V224H119ZM53 224H57V222L56 223H53ZM126 224V223H125ZM166 224V223H165ZM7 225V224H6ZM30 225H32V223L30 224ZM41 225V224H40ZM97 225V224H96ZM102 225V224H101ZM129 225V224H128ZM143 225V224H142ZM162 225H163V227H166L165 225H164V223H162ZM171 225V224H170ZM179 225V224H178ZM38 226V225H37ZM91 226H93V224H91ZM103 226V225H102ZM107 226V225H106ZM105 226V227H106ZM115 226V225H114ZM130 226V225H129ZM141 226V225H140ZM175 226V225H174ZM209 226H211V228H212V230L210 231V230H207L208 228H210ZM225 226L227 227V228H225ZM32 227V226H31ZM55 227V226H54ZM89 227V226H88ZM177 227H179V226H177ZM15 228V227H14ZM37 228V229H38ZM41 228H44V227H41ZM63 228V229H62ZM90 228V227H89ZM88 228V229H89ZM129 228H131V227H129ZM151 228V226L149 227V229ZM167 228V227H166ZM166 228H164L165 230H166ZM171 228H173V227H171ZM175 228V227H174ZM259 228V227H258ZM27 229H28V227H27ZM34 229V228H33ZM104 229H106V228H103V230ZM119 229V228H118ZM126 229V228H125ZM179 229V228H178ZM95 230V229H94ZM100 230H101V227H100ZM123 230V229H122ZM122 230H120V231H122ZM128 230V229H127ZM126 230V231H127ZM180 230H182L181 228H180ZM231 230H236L235 232H232ZM18 231V230H17ZM135 231V230H134ZM141 231V230H140ZM201 231V230H200ZM5 232H6V230H5ZM5 232H3V233H5ZM22 231L20 230V233H21ZM24 232V231H23ZM96 232V231H95ZM100 232H103V231H100ZM100 232H98V234L100 233ZM107 232V231H106ZM202 232V231H201ZM225 232H227V233H225ZM256 232V231H255ZM26 233V231L22 234L21 233V235H24ZM122 233V232H121ZM121 233H119V234H121ZM130 233V232H129ZM148 233V232H147ZM250 233V232H249ZM258 233V232H257ZM259 233H261V234H263L264 235V232H262L261 230H260V232ZM258 233V234H259ZM8 234V233H7ZM6 234V235H7ZM15 234V233H14ZM29 234H27V235H29ZM97 234V235H98ZM164 234V233H163ZM252 234H254V233H252ZM5 235V234H4ZM4 235H3V237H4ZM20 235V236H21ZM48 235H49V233H48ZM59 235V236H58ZM109 235V234H108ZM118 235V234H117ZM117 235H116V237H117ZM137 235V234H136ZM147 235V234H146ZM149 235H150V233H149ZM153 235H155L154 233H153ZM1 236V235H0ZM100 236H102L101 235V233H100ZM99 236V237H100ZM133 236H135V235H133ZM138 236V235H137ZM261 236V235H260ZM3 237H2V239H3ZM8 237H10V236H6V237H4V239H7ZM26 237V238H27ZM98 237V238H99ZM112 237H113V232H112ZM116 237H114L115 239H116ZM156 237V236H155ZM103 238V237H102ZM111 238V237H110ZM136 238V237H135ZM208 238V239H207ZM1 239V240H2ZM17 239V238H16ZM76 239V238H75ZM121 239V238H120ZM145 239H147L146 237H145ZM20 240V239H19ZM18 240V241H19ZM111 240V239H110ZM113 240V239H112ZM130 240V239H129ZM142 240V239H141ZM11 241H12V239H11ZM14 241V240H13ZM114 241V240H113ZM122 241V240H121ZM153 241V240H152ZM152 241L150 242L151 244H152ZM157 241V240H156ZM6 242V243H5ZM4 242V244H7V241H5ZM124 242V241H123ZM144 242H145V240H144ZM147 242V241H146ZM145 242V243H146ZM191 242H193V243H191ZM137 243V242H136ZM257 243V244H256ZM1 244V243H0ZM111 244H113V243H111ZM121 244V243H120ZM123 244V243H122ZM149 244V243H148ZM164 244V243H163ZM181 244H182V246H181ZM193 244V245H192ZM8 245V244H7ZM12 245V244H11ZM61 245V246H60ZM63 245H64V247H67L66 249L67 250H65L64 248H63ZM69 245L71 246L70 248H69ZM127 245V244H126ZM126 245L124 246V247H126ZM144 245V244H143ZM143 245H142V247H143ZM162 245V244H161ZM17 246H19V245H17ZM100 246V245H99ZM108 246H110V245H108ZM121 247H123L122 245H120ZM146 246H149V245H146ZM155 246V245H154ZM153 246V247H154ZM163 246V245H162ZM183 246H185V250L184 251H181V250H178L179 248L181 249V247H183ZM2 247V246H1ZM7 248H9L8 246H6ZM11 247V246H10ZM116 247H117V245H116ZM127 247H129V246H127ZM101 249H103V246L102 247H100ZM112 248V247H111ZM145 248V247H144ZM107 249V248H106ZM120 249H122V248H120ZM125 249V248H124ZM123 249V250H124ZM143 249V248H142ZM232 250V254H231V257H226V255H225V252L227 251V250ZM2 251H4L3 250V248L1 249ZM1 250H0V252H1ZM10 250V249H9ZM33 250V251H35L36 252V254H37V256H39V257H35L34 255H32V253H31V251ZM111 250V249H110ZM126 251H127V249H125ZM130 250V249H129ZM128 250V251H129ZM154 250L155 249H152L151 251H152V257L151 258H154V259H150V262H149V264H154V262H156V255H155V253H154ZM105 251V250H104ZM137 251V250H136ZM75 253V254H73V255H69V258L67 257V254H72V253ZM118 252H121V253H127V252H122L121 250L119 251L118 250ZM139 252V251H138ZM146 252V251H145ZM262 252H264V250H262ZM1 253H3V252H1ZM27 253V254H26ZM114 253H115V251H114ZM120 253V256L122 255ZM129 253H130V251H129ZM137 253V252H136ZM12 254V255H13ZM110 254V253H109ZM119 254V253H118ZM118 254H115L116 256L118 255ZM128 254V253H127ZM134 254V253H133ZM141 253L139 252L138 253V255L139 256H141L140 255ZM148 255L150 254V252L149 253H147ZM103 255V254H102ZM132 255V254H131ZM187 255H188V257H187ZM7 256H9V257H7ZM98 256V255H97ZM100 256V255H99ZM115 256V257H116ZM120 256L118 257V258H120ZM123 256V255H122ZM125 256V255H124ZM129 256V254L127 255V257ZM133 256V255H132ZM150 256V255H149ZM263 256V255H262ZM64 257L66 258V260L64 259ZM264 257V256H263ZM26 258V259H25ZM31 258H34L35 259V262L34 263H31V261H30V259ZM100 258V257H99ZM97 259L96 261H95V264H102L103 263V261H101V259ZM117 258V257H116ZM131 258V257H130ZM140 258V257H139ZM24 259V260H23ZM72 259H73V261H72ZM115 259V258H114ZM114 259H112L113 261H116V259L114 260ZM121 259V258H120ZM122 259H123V257H122ZM142 259V258H141ZM111 260V261H112ZM24 261V262H23ZM110 261V262H111ZM112 261V262H113ZM112 262L111 263H109V264H112ZM118 262V261H117ZM121 262V261H120ZM119 262V263H120ZM123 262H124V260H123ZM130 262V261H129ZM133 262V261H132ZM115 263V262H114ZM122 263V262H121ZM124 263H127V262H124ZM83 264V263H82ZM106 264V263H105ZM127 264H129V263H127ZM139 264V263H138ZM171 264H174V263H171Z\"/></svg>", "mask_w": 264, "mask_h": 264}, {"label": "water", "instance_id": "obj_3", "mask_svg": "<svg viewBox=\"0 0 264 264\" xmlns=\"http://www.w3.org/2000/svg\"><path fill=\"white\" fill-rule=\"evenodd\" d=\"M262 45H263V43L262 44H259L257 47H254L253 49H251V50H249V51H246V52H243V53H240V55H243V54H248V53H251V52H254V51H256L257 49H259L260 47H262ZM232 59V57L229 59V60H231Z\"/></svg>", "mask_w": 264, "mask_h": 264}]
</instances>
